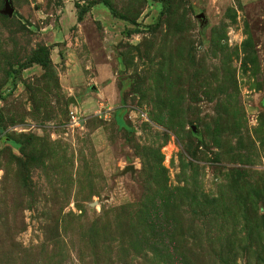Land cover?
Listing matches in <instances>:
<instances>
[{"label": "rangeland", "instance_id": "1", "mask_svg": "<svg viewBox=\"0 0 264 264\" xmlns=\"http://www.w3.org/2000/svg\"><path fill=\"white\" fill-rule=\"evenodd\" d=\"M12 5L0 264H264V0Z\"/></svg>", "mask_w": 264, "mask_h": 264}, {"label": "water", "instance_id": "2", "mask_svg": "<svg viewBox=\"0 0 264 264\" xmlns=\"http://www.w3.org/2000/svg\"><path fill=\"white\" fill-rule=\"evenodd\" d=\"M3 12L9 16H13L15 12V8L12 5V0H5V6ZM202 17H205L204 14H201Z\"/></svg>", "mask_w": 264, "mask_h": 264}]
</instances>
